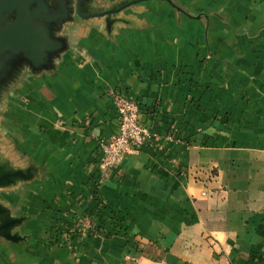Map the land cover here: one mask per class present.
I'll return each instance as SVG.
<instances>
[{
    "label": "crops",
    "instance_id": "crops-1",
    "mask_svg": "<svg viewBox=\"0 0 264 264\" xmlns=\"http://www.w3.org/2000/svg\"><path fill=\"white\" fill-rule=\"evenodd\" d=\"M237 1L255 33L250 47L259 52L253 67L264 76V0ZM89 45L86 59L78 55L54 79L23 93L26 132L38 137L53 153L48 155L66 175L63 179L72 181L37 190L28 209L37 217L28 227L35 241L24 252L44 264L72 257L73 264H127L125 254L136 264H264V108L248 86L234 84L236 105L220 110L207 89L216 86L217 78L202 77L212 76V69L201 73V67H185L193 62L181 66L155 58L158 50L152 47L132 49L101 39ZM111 92L135 99L139 120L151 131L149 145L125 155L99 187L106 211L117 213L119 233L110 239L77 238L74 255L46 249L41 237H48L52 218L79 211L66 190L81 185L85 198L98 176L99 143L116 132ZM189 99L227 114L229 122H210L209 111H194ZM164 113L176 118L184 141L164 139L166 125L158 124ZM202 130L205 141L189 146L186 142Z\"/></svg>",
    "mask_w": 264,
    "mask_h": 264
},
{
    "label": "rangeland",
    "instance_id": "rangeland-1",
    "mask_svg": "<svg viewBox=\"0 0 264 264\" xmlns=\"http://www.w3.org/2000/svg\"><path fill=\"white\" fill-rule=\"evenodd\" d=\"M125 1L129 0H115V3L120 4ZM106 3V5L113 4V2ZM237 5H240L237 0H148L128 8L116 16L120 23L116 22L118 24L115 23L114 26L120 30V33L111 36L113 38L110 40L111 45L116 40V46L131 45L132 49L136 46L152 47L158 50L159 57L155 58L167 59L175 63L180 62L181 66L193 62L192 65H185V67L188 66L191 70L201 67L198 68L201 73L212 69V76L203 75L202 77L217 78L216 86L214 88L207 87V89L213 91L212 103L219 105L220 110L236 105L237 99L231 90L236 83L247 85L249 92L264 108V76L253 67L252 63L255 55L259 52L258 49L250 47L251 40L255 38L254 29L247 23L248 18L244 15L245 11L242 8H236ZM126 30L132 31L134 36L132 34L129 35L130 38L125 37ZM204 67L207 68L204 69ZM180 73L184 74L185 72L181 71ZM188 106L201 115L209 111L208 120L211 119L212 123L216 121L224 125L230 120L227 114L216 113L211 107L200 108L198 101L193 99L188 100ZM13 110H17V108ZM20 112L22 113L21 110ZM9 114L10 119L7 116H2L3 118L0 119V129L3 130V138L6 140L7 146L12 134L5 124H8L9 127L7 120H11L10 123L14 121L13 114L11 112ZM19 123L22 124L21 121ZM158 124L166 125L164 134L166 141L171 143L184 141L180 126L171 113L161 114ZM196 134L199 137H192V140L185 141L189 146L198 145L197 141L204 142L208 136L206 130ZM32 136L33 157H38L39 153L43 152L41 151L43 143L38 140L37 136L33 134ZM9 149L13 153L11 148ZM6 151L8 152V150ZM48 153L53 154L50 150ZM6 154L2 158H6ZM16 155L15 157L19 160L14 166L5 164V169L24 167L28 163L27 160L23 161L21 151ZM98 181L100 180L96 178L93 188L85 198L80 194L81 185L78 190L69 188L66 190L65 195L76 201L80 207L79 211L71 212L68 215L65 213L67 215L65 217L52 218L54 224L51 226L48 237H44V239L43 236L41 237L42 242L45 241L43 244L46 249H68L74 255V241L77 238L88 236L89 238L110 239L118 235L117 213L106 211L107 205L99 196L101 182ZM68 183L72 184V181L70 180ZM0 202L4 204L3 201ZM4 250L10 255L9 262L12 264H44L42 260L38 259V256L23 252V248L20 251L18 247L10 246L9 249L5 247ZM34 251L35 253L40 252L38 244ZM132 252L136 256L140 254L138 249L135 250V246L132 248ZM47 256L48 259L51 258L49 254ZM124 258L127 264H136L137 259L129 254H125ZM75 261L74 257L66 260L49 259L45 264H73Z\"/></svg>",
    "mask_w": 264,
    "mask_h": 264
},
{
    "label": "water",
    "instance_id": "water-1",
    "mask_svg": "<svg viewBox=\"0 0 264 264\" xmlns=\"http://www.w3.org/2000/svg\"><path fill=\"white\" fill-rule=\"evenodd\" d=\"M146 1L0 0V119H10V112L14 116L12 123L7 120L9 127L5 124L12 134L8 146L0 129V201L4 202H0L1 264H12L5 247L20 250L33 242L28 227L37 217L28 209L37 190H52L68 182L43 145L40 156L33 157V133L25 127L24 91L43 79H54L78 55L86 59L90 43L101 39L112 44L111 36L120 33L114 26L119 22L116 16ZM89 40L93 41L88 44ZM19 151L28 163L5 169V164L14 166L19 160L15 157ZM5 153L7 159L2 158Z\"/></svg>",
    "mask_w": 264,
    "mask_h": 264
},
{
    "label": "built area",
    "instance_id": "built-area-1",
    "mask_svg": "<svg viewBox=\"0 0 264 264\" xmlns=\"http://www.w3.org/2000/svg\"><path fill=\"white\" fill-rule=\"evenodd\" d=\"M111 96L117 113L116 132L99 143L98 182L107 171L117 169L125 155L141 151L151 139V131L139 120L141 107L138 102L120 93L111 92ZM172 164L183 172V167H179L176 160L173 159Z\"/></svg>",
    "mask_w": 264,
    "mask_h": 264
}]
</instances>
